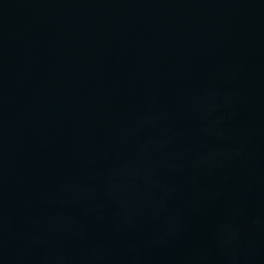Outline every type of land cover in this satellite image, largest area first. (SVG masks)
<instances>
[{"label":"water","instance_id":"obj_1","mask_svg":"<svg viewBox=\"0 0 264 264\" xmlns=\"http://www.w3.org/2000/svg\"><path fill=\"white\" fill-rule=\"evenodd\" d=\"M0 264H264V0H0Z\"/></svg>","mask_w":264,"mask_h":264}]
</instances>
